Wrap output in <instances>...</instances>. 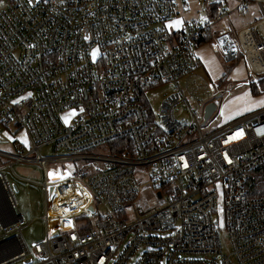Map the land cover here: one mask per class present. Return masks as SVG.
<instances>
[{
    "label": "built area",
    "instance_id": "1",
    "mask_svg": "<svg viewBox=\"0 0 264 264\" xmlns=\"http://www.w3.org/2000/svg\"><path fill=\"white\" fill-rule=\"evenodd\" d=\"M5 1L0 129L27 143L14 138L16 154L0 153L13 160L0 168V264H264V110L218 125L221 94L200 100L175 88L157 114L139 102L196 75L207 35L226 65L244 60L250 76L263 75L264 0H200L208 15L176 32L179 0ZM252 3L262 20L235 31L231 13ZM182 106L187 119L177 117ZM116 140L128 143L112 147ZM47 146L61 155L43 157ZM102 146L107 155L89 154ZM23 162L45 177L47 232L34 249L5 172Z\"/></svg>",
    "mask_w": 264,
    "mask_h": 264
},
{
    "label": "rangeland",
    "instance_id": "2",
    "mask_svg": "<svg viewBox=\"0 0 264 264\" xmlns=\"http://www.w3.org/2000/svg\"><path fill=\"white\" fill-rule=\"evenodd\" d=\"M187 4V5H186ZM234 3H230V8H233ZM5 0H0V10L6 7ZM179 7V8H178ZM190 10L187 11L186 9ZM206 5L200 0H179L175 17L185 14V17L191 20H204L208 15V11L197 13V9L203 11ZM197 13V14H196ZM203 16V17H202ZM193 18V19H192ZM263 15L257 4H249L248 12L239 13L232 12L230 16L231 25L235 31H240L250 27L252 24L262 20ZM190 21V20H189ZM230 25V24H228ZM226 27V22H221L215 26L216 31ZM259 35L264 39V25L257 29ZM198 52L201 59V69L196 75L186 76L179 79L177 82H166L153 88L147 93V99L155 114L159 111L163 98L171 95L175 88H180L188 97L189 92H193L197 99H204L211 93L221 94L216 101L217 110L214 117H217L218 125L234 123L254 112L264 110V93L259 96H254L250 91V83L257 82L264 75L250 76V68L244 60H239L232 65H226L222 62L215 43L208 40ZM205 46V47H204ZM209 55L207 60L205 55ZM226 76L223 78V75ZM228 76V77H227ZM223 78V80H222ZM207 85H212L211 90ZM72 114L71 111L66 112L65 119ZM177 117L187 119L188 112L185 106L179 107L176 110ZM14 138H20L22 143L26 144V136L24 133L16 134L14 130L0 129V153L3 155H15L16 144L13 143ZM43 157H58L61 153L56 152L53 147L47 146L40 150ZM93 155H107V146L96 148L89 152ZM13 160L11 157H0V168L6 167ZM84 161L77 160L75 166H80ZM52 169H55L53 167ZM5 172L10 177L12 184L17 188L16 196L19 202V210L27 216L30 214L29 225L24 227L22 235L26 244L34 249V244L42 241L46 236L47 227L42 220V215L45 213L46 195L43 187L45 177L42 168L36 163H17L13 169L6 168ZM264 190V185L262 186ZM150 202H154V198L150 191L144 193ZM142 196V192L140 193ZM101 208V207H100ZM102 210V208H101ZM103 211V210H102ZM215 219L217 215L215 214ZM222 248L225 253L229 251V239L227 231L219 229Z\"/></svg>",
    "mask_w": 264,
    "mask_h": 264
},
{
    "label": "trees",
    "instance_id": "3",
    "mask_svg": "<svg viewBox=\"0 0 264 264\" xmlns=\"http://www.w3.org/2000/svg\"><path fill=\"white\" fill-rule=\"evenodd\" d=\"M208 40H210V36L209 35H207L205 37V39H203L200 42H198L197 48L202 47V45H204V43H206ZM201 66H202V64H201ZM226 74L223 75V78L226 76ZM223 78H222V80H223ZM250 91H251V94L254 95V96H259L260 94L264 93V77H260L257 80V82L250 83ZM139 102H140L141 105H143L144 107H146L147 109L150 110V104H149V102H148L146 97H142L139 100ZM125 143H128V141L127 140H116L111 145H112V147H114V146H117V145H123ZM260 184L264 185V181L261 180Z\"/></svg>",
    "mask_w": 264,
    "mask_h": 264
},
{
    "label": "crops",
    "instance_id": "4",
    "mask_svg": "<svg viewBox=\"0 0 264 264\" xmlns=\"http://www.w3.org/2000/svg\"><path fill=\"white\" fill-rule=\"evenodd\" d=\"M187 5V4H186ZM179 8V7H178ZM187 11H189L190 9L189 8H187L186 9ZM204 11H208V8L206 7L203 11H199L198 9H197V13H202L204 16H205V14H204ZM196 13V14H197ZM199 13V14H200ZM203 17V16H202ZM193 19V18H192ZM189 20L191 21V18L190 19H188V18H186L185 17V14H180L179 15V17H174L172 20H171V22L169 23V27L171 28V30L173 31V32H176V31H180L184 26H185V24L187 23V22H189ZM176 21H181L182 23H179V24H177L176 23ZM227 25V24H226ZM253 25V24H252ZM203 47V46H202ZM201 47V48H202ZM205 47V46H204ZM201 48H198V52L200 51V49ZM199 54V53H198ZM200 56V55H199ZM208 56L209 55H207V53H206V55H205V59L207 60V58H208ZM201 58V57H200ZM25 215V214H24ZM28 215L30 216V214H27V216L26 217H28Z\"/></svg>",
    "mask_w": 264,
    "mask_h": 264
},
{
    "label": "snow or ice",
    "instance_id": "5",
    "mask_svg": "<svg viewBox=\"0 0 264 264\" xmlns=\"http://www.w3.org/2000/svg\"><path fill=\"white\" fill-rule=\"evenodd\" d=\"M177 24L182 23L181 21H176ZM95 55V52L93 53ZM264 103V102H262ZM244 135L242 130H239L235 133V135L232 137V139H240ZM185 167H187V164H185ZM50 176L55 175V173H49ZM61 179H63V176H61Z\"/></svg>",
    "mask_w": 264,
    "mask_h": 264
},
{
    "label": "water",
    "instance_id": "6",
    "mask_svg": "<svg viewBox=\"0 0 264 264\" xmlns=\"http://www.w3.org/2000/svg\"><path fill=\"white\" fill-rule=\"evenodd\" d=\"M215 108H216V105H215V104H211V105H209V106L207 107V115H206V117H209V116L212 114V112L215 110ZM15 188H16V187H15ZM16 190H17V188H16ZM29 217H30V216L28 215V218H29ZM25 263H26V264L31 263V259L27 260Z\"/></svg>",
    "mask_w": 264,
    "mask_h": 264
},
{
    "label": "bare ground",
    "instance_id": "7",
    "mask_svg": "<svg viewBox=\"0 0 264 264\" xmlns=\"http://www.w3.org/2000/svg\"><path fill=\"white\" fill-rule=\"evenodd\" d=\"M2 253L0 252V257H1Z\"/></svg>",
    "mask_w": 264,
    "mask_h": 264
}]
</instances>
